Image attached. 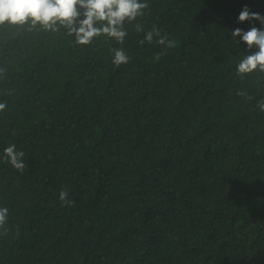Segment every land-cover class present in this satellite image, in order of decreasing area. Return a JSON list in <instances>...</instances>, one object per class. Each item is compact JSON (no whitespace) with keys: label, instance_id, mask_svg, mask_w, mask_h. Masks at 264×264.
<instances>
[{"label":"trees","instance_id":"trees-1","mask_svg":"<svg viewBox=\"0 0 264 264\" xmlns=\"http://www.w3.org/2000/svg\"><path fill=\"white\" fill-rule=\"evenodd\" d=\"M146 2L122 44L0 25V264H264V73L231 35L264 0Z\"/></svg>","mask_w":264,"mask_h":264},{"label":"clouds","instance_id":"clouds-1","mask_svg":"<svg viewBox=\"0 0 264 264\" xmlns=\"http://www.w3.org/2000/svg\"><path fill=\"white\" fill-rule=\"evenodd\" d=\"M148 7L146 0H0V25L6 21L13 25H22L31 19L33 26L39 22L43 27L52 28L57 22H62L69 26V35L75 36V43L78 45H91L100 36L115 39L122 44L128 35L125 23L144 16V10ZM238 20H258L264 25V15L251 11L247 5L240 12ZM136 30L142 31L139 24H136ZM231 35L233 38L239 37L249 49H258L240 60L237 75L243 79L247 74L256 71L264 73V27L253 26L247 31L236 28ZM145 40L152 43V31L146 33L140 44L143 45ZM157 42L167 48H173L176 44L175 40H169L166 36H160ZM113 52L112 63L116 67L128 63L130 57L122 48L113 49ZM159 58L157 54L156 59ZM237 95L243 96L245 93L238 92ZM257 107L264 112V98L257 101ZM5 108L6 103L0 102V112ZM24 156L25 153L17 151L16 145L12 144L4 149L3 159L23 172L26 167ZM68 196L67 191L61 190L59 199L62 204L71 203ZM8 216L9 209L0 207V235L7 232L5 225Z\"/></svg>","mask_w":264,"mask_h":264}]
</instances>
